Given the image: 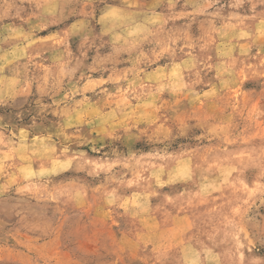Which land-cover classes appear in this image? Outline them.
Masks as SVG:
<instances>
[{
  "label": "clouds",
  "instance_id": "obj_1",
  "mask_svg": "<svg viewBox=\"0 0 264 264\" xmlns=\"http://www.w3.org/2000/svg\"><path fill=\"white\" fill-rule=\"evenodd\" d=\"M49 116L55 130L38 131ZM0 137L4 185H27L66 219L94 216L111 252L133 249L129 264H191L148 228L156 215L191 230L206 253L196 264H264V0H0ZM148 153L170 159L143 175L131 165ZM177 160L189 174L173 179ZM179 181L196 196L162 191ZM96 236L89 255L109 251ZM37 252L19 264H84L58 236Z\"/></svg>",
  "mask_w": 264,
  "mask_h": 264
},
{
  "label": "rangeland",
  "instance_id": "obj_2",
  "mask_svg": "<svg viewBox=\"0 0 264 264\" xmlns=\"http://www.w3.org/2000/svg\"><path fill=\"white\" fill-rule=\"evenodd\" d=\"M217 7H219V5ZM245 7H247V5ZM225 9V12L222 13L223 17H227L228 15L227 5H225ZM220 23L227 25L229 22L227 20L217 21V26H219ZM247 23L251 24L253 27L258 25V21H247ZM62 26L63 25L60 27ZM57 30L58 28L56 27L49 28L48 30L41 32L40 35H54V33L51 32ZM77 43V40H73L72 42L74 51ZM106 50L107 49H101V54ZM255 51L256 48L253 47L252 52L254 53ZM177 71V69H173L172 73L175 75L177 74ZM256 85L257 82L248 81L245 83V89H251L252 87H256ZM25 122L31 123L30 118L26 117ZM37 125L40 126L37 130L41 132H44L45 130H55L54 118L50 116L46 119L37 117ZM4 143L5 138L0 137V147H3ZM41 145L42 148L46 147L43 137H41ZM166 159H170V157L163 154L156 155L148 153L144 157L135 159V162L131 166L141 174L148 175L149 173L146 170L149 169L152 164ZM56 163L57 161L53 160V164L55 165ZM33 171L34 166H28L24 169V174L30 176ZM41 171L44 170L42 169ZM188 174V167L183 161L177 160L175 163V171L172 173L171 178L175 179L176 176L183 177ZM169 178V174L166 171L164 175L154 177L153 179L161 181ZM136 179L139 180L140 176H137ZM129 183L132 184L133 187L129 189L126 194V199H131L133 202H137L141 193L138 191L134 181L130 179ZM178 183L180 185H177L174 188H169L166 185L162 191H181L186 195L190 194L193 197L196 196L198 191L196 185L192 184L190 181H179ZM35 187L36 186H32L33 189H35ZM211 187V184H204L200 186V190L207 192ZM26 190H28L27 185L23 187L13 185L9 188L7 185H4L3 180H0V248L5 249L0 255L6 257L3 261H0V264H19V260L27 261L28 259H38L39 253L37 252V249H43L54 236H58L63 242L65 250L71 251L82 262H84V264H100L101 261L110 262L111 260L116 259L117 255L123 256L125 264H129L131 261L130 253L133 252V249L125 247L122 253L118 250L115 253L111 252V248L114 247V245H111V243L105 239V235L100 234L103 232V228L99 220L94 218V216L89 214H73L66 219L55 205L46 200L36 198L29 192H24ZM213 195H215V193H213ZM150 202L155 205L157 200L155 198H150ZM257 203L259 204V201ZM200 207L203 208V205H200ZM260 213L264 214V207L260 208ZM161 220L162 217L160 215H156L152 220H147L145 218L148 228L154 229L157 225H160V231L165 245L174 244L179 248V251H176L175 248L172 249L174 255L182 258L185 255V250L190 249L191 251L188 252V260L191 264H196L198 259H205L206 253L201 251V248L197 246L194 239H189L192 235L191 230L185 231L183 225H177L173 221H169L167 228L165 229L164 226L160 224ZM262 223H264V221H262ZM138 227H143V225L138 222ZM181 232H183V236L180 235ZM94 233L97 234V239L108 244V252L100 249L99 253L96 255H89L87 253L86 250L91 249L93 245L87 243L85 237L91 238ZM138 235H142V233H138ZM122 236L123 233L116 231L117 240ZM178 239L184 240V245H178ZM78 243H83L84 248H78ZM33 244L36 245V248L29 251L28 247ZM149 247H151V245ZM7 249H11L16 253L18 255V260L14 261L7 259ZM193 252L199 255H193Z\"/></svg>",
  "mask_w": 264,
  "mask_h": 264
}]
</instances>
